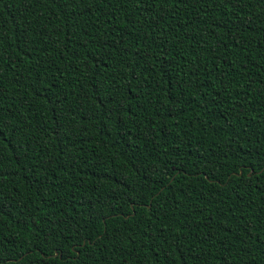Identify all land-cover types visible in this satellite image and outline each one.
<instances>
[{
	"label": "trees",
	"instance_id": "obj_1",
	"mask_svg": "<svg viewBox=\"0 0 264 264\" xmlns=\"http://www.w3.org/2000/svg\"><path fill=\"white\" fill-rule=\"evenodd\" d=\"M0 264H264V0H0Z\"/></svg>",
	"mask_w": 264,
	"mask_h": 264
}]
</instances>
